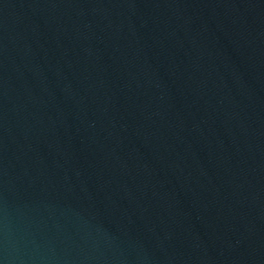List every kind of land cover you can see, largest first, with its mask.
Returning <instances> with one entry per match:
<instances>
[{"label":"water","instance_id":"water-1","mask_svg":"<svg viewBox=\"0 0 264 264\" xmlns=\"http://www.w3.org/2000/svg\"><path fill=\"white\" fill-rule=\"evenodd\" d=\"M0 264H264V0H0Z\"/></svg>","mask_w":264,"mask_h":264}]
</instances>
